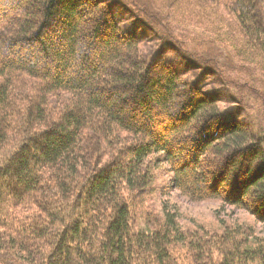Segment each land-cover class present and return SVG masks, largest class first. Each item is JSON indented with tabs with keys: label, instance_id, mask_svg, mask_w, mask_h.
<instances>
[{
	"label": "trees",
	"instance_id": "obj_1",
	"mask_svg": "<svg viewBox=\"0 0 264 264\" xmlns=\"http://www.w3.org/2000/svg\"><path fill=\"white\" fill-rule=\"evenodd\" d=\"M170 189L264 223V0H0V264H264Z\"/></svg>",
	"mask_w": 264,
	"mask_h": 264
},
{
	"label": "rangeland",
	"instance_id": "obj_2",
	"mask_svg": "<svg viewBox=\"0 0 264 264\" xmlns=\"http://www.w3.org/2000/svg\"><path fill=\"white\" fill-rule=\"evenodd\" d=\"M168 178V176L165 177V179ZM161 204L170 213V217L183 228L199 226L208 228L218 224L221 220H227L233 224L247 223L253 228L256 236L264 237V223L255 222L244 210L222 206L215 201L190 202L178 196L173 189L161 195Z\"/></svg>",
	"mask_w": 264,
	"mask_h": 264
}]
</instances>
